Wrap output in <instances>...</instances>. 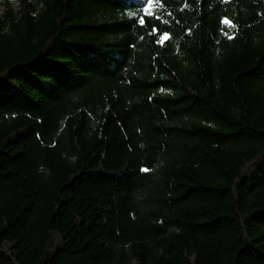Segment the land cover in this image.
Masks as SVG:
<instances>
[{
  "label": "trees",
  "instance_id": "16d2710c",
  "mask_svg": "<svg viewBox=\"0 0 264 264\" xmlns=\"http://www.w3.org/2000/svg\"><path fill=\"white\" fill-rule=\"evenodd\" d=\"M146 3L0 0V264H264V0Z\"/></svg>",
  "mask_w": 264,
  "mask_h": 264
},
{
  "label": "snow or ice",
  "instance_id": "6c2138e0",
  "mask_svg": "<svg viewBox=\"0 0 264 264\" xmlns=\"http://www.w3.org/2000/svg\"><path fill=\"white\" fill-rule=\"evenodd\" d=\"M156 2V0H147V3L146 5L143 7V13L144 15L146 16H152L154 15V12H153V6H154V3ZM140 23L143 25V23H145V21L141 20ZM224 23L226 25H230L231 22L228 21V20H225ZM158 31V30H156ZM166 39H168V34H162L161 38H160V42L163 43ZM143 171H147V169H144Z\"/></svg>",
  "mask_w": 264,
  "mask_h": 264
},
{
  "label": "rangeland",
  "instance_id": "374dc122",
  "mask_svg": "<svg viewBox=\"0 0 264 264\" xmlns=\"http://www.w3.org/2000/svg\"><path fill=\"white\" fill-rule=\"evenodd\" d=\"M0 12H1V9H0Z\"/></svg>",
  "mask_w": 264,
  "mask_h": 264
}]
</instances>
